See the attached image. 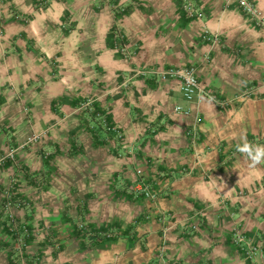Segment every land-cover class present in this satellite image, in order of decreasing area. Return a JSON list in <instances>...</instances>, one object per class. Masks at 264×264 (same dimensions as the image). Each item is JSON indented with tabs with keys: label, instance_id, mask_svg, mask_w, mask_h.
<instances>
[{
	"label": "crops",
	"instance_id": "crops-1",
	"mask_svg": "<svg viewBox=\"0 0 264 264\" xmlns=\"http://www.w3.org/2000/svg\"><path fill=\"white\" fill-rule=\"evenodd\" d=\"M248 1L264 16V0ZM194 2L202 18H186L178 0H1L0 152L48 133L16 153L23 172L0 168V204L13 174L30 202L13 212L29 230L18 258L0 211V264H264V163L238 151L241 137L264 145V29L237 0ZM205 29L216 42L201 40ZM149 66L191 67L214 97L234 101L187 103L178 79L124 85ZM86 100L119 140L95 129ZM197 117L193 144L186 128ZM140 182L156 200L129 192ZM235 231L260 248L252 260Z\"/></svg>",
	"mask_w": 264,
	"mask_h": 264
},
{
	"label": "built area",
	"instance_id": "built-area-1",
	"mask_svg": "<svg viewBox=\"0 0 264 264\" xmlns=\"http://www.w3.org/2000/svg\"><path fill=\"white\" fill-rule=\"evenodd\" d=\"M181 4V9L188 19L202 18L204 12L199 7L194 0H178ZM242 7V10L252 16L255 21L264 29V16L260 11H258L248 0H237ZM1 2V0H0ZM114 7V6H113ZM202 41L207 42H216V35L211 34L208 30H204L200 34ZM114 46L117 51L122 54L124 57L129 55V50L127 45L124 42V36L119 30H114L113 32ZM151 78L158 81H166L169 79H178L180 80V91L183 99L187 103L195 102L202 96L209 97L212 99L219 107L224 108L231 106L234 100H220L214 97L210 91L204 89V87L198 81L195 71L191 67L187 66H177L169 68H159V67H135L132 69V73L128 75L124 80V85H127L133 78ZM253 87L246 88L240 98H246L247 96L252 95ZM82 109L88 111V119L94 123L95 129L103 131L104 133L113 136L115 139L119 140L121 134L115 128L108 123L105 112H95L93 108L92 101L86 100L82 103ZM174 111L183 115H190L191 108L183 107L181 105L174 106ZM200 122V118L197 117L194 119V123L186 128V134L190 139V142H194L198 138L197 134V124ZM48 130L44 129L39 132H30L25 140L17 145H10L5 150L0 152V168L4 167L6 164H10L14 167L16 172H23L18 159L16 158V153L25 148L28 145L40 142L47 137ZM138 173L140 171L138 170ZM185 173L184 169L180 171V174ZM176 176L173 177V179ZM39 186L44 185V180L42 178H37ZM16 175H12L9 181L8 187L2 190L3 199L0 204V211L2 214V220L6 231L12 237V249L14 250L12 256L13 258H18L21 256L22 249L26 244V239L29 236V230L26 224L18 221L17 216L13 213L16 209H24L29 207V200L23 199L18 196L16 191L17 184ZM138 186L129 185V192L140 194L145 198L156 200L158 197V191L153 189L150 184L145 182H140ZM190 231L197 229L196 225L190 226ZM78 231L84 235H91L90 230H88L83 223H80L77 226ZM107 237H110V233L107 232L104 234ZM233 241L235 244L241 246V249L244 251L248 259H253L258 253L260 248L255 244H252L238 231H235L233 234Z\"/></svg>",
	"mask_w": 264,
	"mask_h": 264
},
{
	"label": "clouds",
	"instance_id": "clouds-1",
	"mask_svg": "<svg viewBox=\"0 0 264 264\" xmlns=\"http://www.w3.org/2000/svg\"><path fill=\"white\" fill-rule=\"evenodd\" d=\"M238 151L248 158L252 167L264 163V145L252 144L247 141L246 137H241Z\"/></svg>",
	"mask_w": 264,
	"mask_h": 264
},
{
	"label": "trees",
	"instance_id": "trees-1",
	"mask_svg": "<svg viewBox=\"0 0 264 264\" xmlns=\"http://www.w3.org/2000/svg\"><path fill=\"white\" fill-rule=\"evenodd\" d=\"M97 110V109H96ZM97 135V134H96ZM97 137V136H96Z\"/></svg>",
	"mask_w": 264,
	"mask_h": 264
}]
</instances>
